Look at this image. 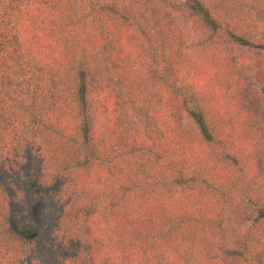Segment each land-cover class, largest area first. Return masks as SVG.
<instances>
[{
	"label": "trees",
	"instance_id": "trees-1",
	"mask_svg": "<svg viewBox=\"0 0 264 264\" xmlns=\"http://www.w3.org/2000/svg\"><path fill=\"white\" fill-rule=\"evenodd\" d=\"M0 264H264V0H0Z\"/></svg>",
	"mask_w": 264,
	"mask_h": 264
}]
</instances>
